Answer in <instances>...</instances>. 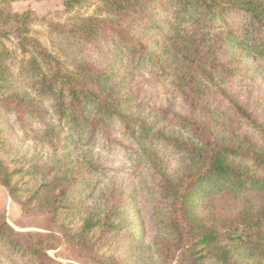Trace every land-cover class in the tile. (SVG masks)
<instances>
[{"label":"trees","instance_id":"16d2710c","mask_svg":"<svg viewBox=\"0 0 264 264\" xmlns=\"http://www.w3.org/2000/svg\"><path fill=\"white\" fill-rule=\"evenodd\" d=\"M14 1L0 186L46 224L0 209V264H264V0H64L44 41Z\"/></svg>","mask_w":264,"mask_h":264},{"label":"rangeland","instance_id":"374dc122","mask_svg":"<svg viewBox=\"0 0 264 264\" xmlns=\"http://www.w3.org/2000/svg\"><path fill=\"white\" fill-rule=\"evenodd\" d=\"M64 0H15L12 4V8L16 12H23L26 10H30L35 18L36 26L32 27V30L35 29L34 32L35 37H39L42 41H44L45 37L47 36V29L46 26L42 23V18L46 17V20L55 22V23H63L66 21L68 14L65 13L64 8L62 6ZM78 8V7H77ZM77 8L74 9L73 12H86L88 14L93 12L94 5L90 6L89 8H81L77 10ZM49 44V43H48ZM116 151L113 153V158H115V161L112 162V167L122 166V156L121 154H118ZM121 170V168H120ZM120 177H123V174L120 175ZM126 177V176H125ZM127 178V177H126ZM23 186H21L22 189L28 188L29 185H26L24 183L28 182V179H22L20 181ZM0 209L5 211V216L8 221V223L17 231L20 232H26L30 230H42L43 226H45L46 223L43 221V216L35 211H23L19 204L14 203L12 199L9 197L8 192L5 188L0 186ZM68 223L71 224V226L77 227L78 222L74 218H69L67 220ZM57 249L56 251H58ZM100 254L110 255L113 253H117V255H120L118 245L112 244L108 248H105L104 250H100ZM49 255L59 261V262H66L69 260L59 258L55 255L54 251L49 252ZM70 262H73L70 260Z\"/></svg>","mask_w":264,"mask_h":264}]
</instances>
